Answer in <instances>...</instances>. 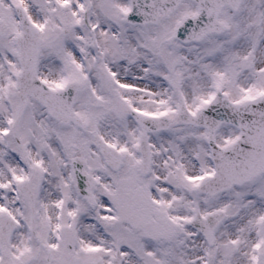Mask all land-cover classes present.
I'll return each instance as SVG.
<instances>
[{
    "label": "rangeland",
    "instance_id": "1",
    "mask_svg": "<svg viewBox=\"0 0 264 264\" xmlns=\"http://www.w3.org/2000/svg\"><path fill=\"white\" fill-rule=\"evenodd\" d=\"M21 2L43 28L39 72L48 78L51 85L59 80L63 82L71 72L83 77L84 65L106 72L114 71L120 77L118 79L130 85L118 93L123 103H131L146 111L164 110L171 116L176 114L179 106L177 90H180L189 110L201 105L215 86H219L231 100L258 94L262 88L264 91V0H242L234 14L224 9L220 19L225 22L226 31L221 35H210L200 44L187 46L169 39L168 34L184 13L196 10L192 2H184L169 20L160 22L163 28H131L123 25L120 19H109L107 23L102 19L106 12L100 10L98 13L96 9L91 10L90 15L88 13L86 25L84 18L81 16L78 20L74 11L73 5L81 8L79 0ZM112 2L117 6L112 9L113 15L121 14L127 7L126 0H109V7ZM60 4H68L70 9L63 12ZM96 6L103 8V5ZM8 12L7 0H0V209L24 219L23 230L17 227L8 245L0 240L1 250L8 259L15 260L12 258L14 255L17 264H26L32 259L37 264H48L47 250H53L56 226L60 225L69 227L75 235L74 258L80 262L85 257L87 264H107L113 244L122 248L124 264H246L251 258L249 244L253 241L250 237L253 228L261 230L260 235L264 238L263 220L260 219L264 213V177L256 181L254 187L247 185L239 192L232 190L212 197L194 193V182L211 170L204 130L175 122L170 132L161 134L162 140L154 143L158 145L151 165L152 175L144 180L133 178L127 166L118 173L106 168L104 173L99 171L103 165L95 161L99 158L97 150L89 144L83 145L82 141L90 142L88 139L97 132V135H110L116 144H121L131 140L135 130L129 131L128 117L124 115L104 114L105 120H99L100 114H92L95 109L87 108L88 98H82L77 108L88 118L90 128L97 127L93 134L89 135L88 130L65 133L45 116L41 107L33 103L18 118V130L19 127L22 129L24 139L20 146L16 145L10 129L18 112L13 88L17 64L13 42L8 48V40L13 41L17 28L11 16L8 21ZM64 26L69 29L67 35L60 32ZM107 52L109 57L104 55ZM146 54L151 62L144 65ZM91 75L89 78L97 79ZM118 79L115 81L117 84ZM101 87L100 95L109 99L107 90ZM227 131L226 136L233 133L229 129ZM70 143L77 144L78 149L87 153L91 167L99 173L94 209L86 208L74 216L77 200L81 201L75 198L71 167L62 152L64 144L65 152L75 149ZM70 155L71 152L68 158ZM29 175L32 176L29 178ZM122 179L128 180L123 184L128 183L125 186L133 199L146 197L151 203L154 225L164 227L160 236L158 233L150 235L124 221H117L116 226H112L114 223L103 224L96 211L101 207L109 208L103 203L102 190L122 192ZM22 180H26L25 185L33 191L32 210L29 196L24 193L17 196L15 193ZM192 206L202 213L215 208L226 211V218L215 229L214 247L207 246L200 235L189 229L186 219ZM57 212L61 213L60 222L53 221L58 218ZM31 215L35 219V234L27 233ZM101 215L115 219L111 208ZM168 216L172 220H168ZM232 219H237L233 226H240L244 221L242 225H249V229H240V235L231 241L237 233L231 229ZM24 228L26 235L31 236L28 243L23 241ZM181 233L186 240L181 239ZM243 246L244 251L241 249ZM206 250L208 260H205ZM82 253L91 256L82 257ZM263 255L260 264H263ZM51 256L52 264H56L60 250L51 251Z\"/></svg>",
    "mask_w": 264,
    "mask_h": 264
},
{
    "label": "water",
    "instance_id": "2",
    "mask_svg": "<svg viewBox=\"0 0 264 264\" xmlns=\"http://www.w3.org/2000/svg\"><path fill=\"white\" fill-rule=\"evenodd\" d=\"M155 3L153 4L154 8L151 9V2L145 3V8H146V16H144V20H149V21H154L156 18V11L158 8H161L163 11V15H166L167 11L171 8L174 7V5L179 1V0H169L171 3H168L167 0H153ZM200 2H204L203 0H198ZM214 1V0H210ZM138 6H142L143 0L135 2ZM219 0H215L213 5L208 9L205 8V10L211 11V15L209 19H205L208 16L206 14H199L196 16L192 22L189 20L188 21V27L186 28L181 24L177 25L175 29V37L182 40V41H188L191 39H199L203 34L210 32V31H216L219 32L222 29V25L218 23L216 19V15L219 11V6L218 5ZM237 3V0H231L230 4L232 6H235ZM136 5V6H137ZM140 8V7H139ZM133 15H128L127 19L135 22L138 20H132L130 17ZM22 34L17 38V43H19V40L22 42V50L20 53V62L21 66L23 68L22 71V76L21 78H18V88L19 92L22 94L25 93H32L35 94L36 97L47 107V110L49 114L52 116H55L57 118H62V119H72L73 121L77 122V117L72 114L71 112V102H72V94L68 88L65 89H59L57 91H52L48 90L41 82L36 81L33 78V68L32 66L35 65V57H36V52L32 55V43L30 41V34L31 30L28 28V25L26 23L23 24L22 27ZM33 34L35 35V30L33 31ZM36 37V35H35ZM37 42L38 39L36 38ZM20 46V43H19ZM38 45L36 46L37 50ZM257 102V100H255ZM252 103V102H251ZM250 104V103H249ZM263 105V104H261ZM214 103H210L209 106L205 109V114H195L192 116V121H194L196 124H203V123H208L209 125H206L210 127L211 131L215 129V125L217 126L219 122L222 121L223 118H225L224 115L222 114H213ZM226 106L232 110V112H238L241 108L240 104H226ZM257 110L261 111L263 110L262 107L256 106ZM255 107V108H256ZM184 106L180 109V118L182 117L183 119V111H184ZM263 114H251V117L253 118H261ZM232 119H230L232 123L237 124L238 123L241 126H245V122L247 119L246 114H233ZM229 121V120H227ZM211 132V133H212ZM261 146L263 144L261 143ZM255 173L251 172L250 174ZM239 181V178L238 180Z\"/></svg>",
    "mask_w": 264,
    "mask_h": 264
},
{
    "label": "flooded vegetation",
    "instance_id": "3",
    "mask_svg": "<svg viewBox=\"0 0 264 264\" xmlns=\"http://www.w3.org/2000/svg\"><path fill=\"white\" fill-rule=\"evenodd\" d=\"M112 85L109 86V83L106 84L105 89L107 90L108 94H109V99H106V97L104 95H100L99 91L100 88L102 87H95L94 88V92L95 95L99 98L96 99L94 98L91 103H92V108L95 109V113L94 114H118V109L121 107L119 104V98L117 96V94L119 93V91L117 90L116 93L114 94L113 90H111ZM89 96H91V94H89ZM87 97V94H86ZM103 104H109L106 106H103ZM133 160H131L135 167L137 168L139 163V152H136L133 157ZM235 235V233H234Z\"/></svg>",
    "mask_w": 264,
    "mask_h": 264
}]
</instances>
